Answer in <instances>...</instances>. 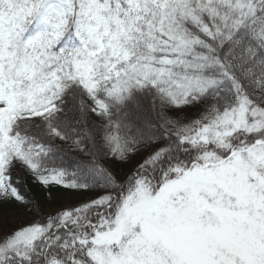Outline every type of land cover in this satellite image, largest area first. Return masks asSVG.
Returning a JSON list of instances; mask_svg holds the SVG:
<instances>
[{"label":"snow or ice","instance_id":"1","mask_svg":"<svg viewBox=\"0 0 264 264\" xmlns=\"http://www.w3.org/2000/svg\"><path fill=\"white\" fill-rule=\"evenodd\" d=\"M0 264H264V0H0Z\"/></svg>","mask_w":264,"mask_h":264},{"label":"trees","instance_id":"2","mask_svg":"<svg viewBox=\"0 0 264 264\" xmlns=\"http://www.w3.org/2000/svg\"><path fill=\"white\" fill-rule=\"evenodd\" d=\"M70 159V156H66L65 157V160H69ZM29 195H32V196H34L35 198H37L36 197V195H38V191H33V190H29ZM39 195H40V193H39ZM61 201V200H60ZM59 201V203L61 204V202ZM58 206V205H57Z\"/></svg>","mask_w":264,"mask_h":264},{"label":"rangeland","instance_id":"3","mask_svg":"<svg viewBox=\"0 0 264 264\" xmlns=\"http://www.w3.org/2000/svg\"><path fill=\"white\" fill-rule=\"evenodd\" d=\"M36 197L39 198V192H38V195H36ZM60 202H61V204L66 203V201H64V200H62V199H61Z\"/></svg>","mask_w":264,"mask_h":264}]
</instances>
